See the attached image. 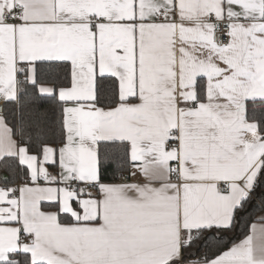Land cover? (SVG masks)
<instances>
[{"label":"snow or ice","instance_id":"snow-or-ice-1","mask_svg":"<svg viewBox=\"0 0 264 264\" xmlns=\"http://www.w3.org/2000/svg\"><path fill=\"white\" fill-rule=\"evenodd\" d=\"M258 212L264 0H0V264H264Z\"/></svg>","mask_w":264,"mask_h":264},{"label":"trees","instance_id":"trees-1","mask_svg":"<svg viewBox=\"0 0 264 264\" xmlns=\"http://www.w3.org/2000/svg\"><path fill=\"white\" fill-rule=\"evenodd\" d=\"M263 213H256V216L258 217V216H260V215H262ZM255 222V221H254Z\"/></svg>","mask_w":264,"mask_h":264},{"label":"crops","instance_id":"crops-1","mask_svg":"<svg viewBox=\"0 0 264 264\" xmlns=\"http://www.w3.org/2000/svg\"><path fill=\"white\" fill-rule=\"evenodd\" d=\"M262 215H264V213ZM255 222H258V221H255Z\"/></svg>","mask_w":264,"mask_h":264}]
</instances>
